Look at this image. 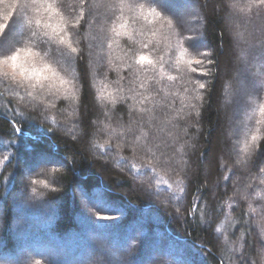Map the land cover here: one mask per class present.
<instances>
[{
  "label": "trees",
  "instance_id": "16d2710c",
  "mask_svg": "<svg viewBox=\"0 0 264 264\" xmlns=\"http://www.w3.org/2000/svg\"><path fill=\"white\" fill-rule=\"evenodd\" d=\"M173 1L174 7H179L177 2L192 7V12L181 15L174 11L180 17L177 31L188 38L183 44L184 60L193 63L180 61L176 38L171 37L174 56L159 85L151 70L156 66L159 71L157 61L142 47L148 43L149 48H165L164 36L170 34L160 29L153 35L158 24L136 22L128 11L125 19H118V9L99 7L91 16L85 11L80 23L69 20L75 27L64 25L69 42L77 47V53H71L54 38L51 28L43 27L47 14L41 18L32 9L26 13L17 9L10 22L0 5V25H10L0 38V56L27 44L77 95L75 101L66 99L49 88L50 81H29L36 85L33 89L0 77V264H28L35 259L42 264H230V248L239 246L236 241L241 236L247 241L248 264H264L260 255L264 240L257 239L255 224L248 223L249 201L258 213L264 204V200H252L257 194L264 196V174L246 170L242 163L244 144L252 134L258 136L256 151L264 152V117L260 115L264 86L250 96L241 91L246 67L255 71L250 64L240 65L241 57L242 61L247 58L251 26L245 28L229 0ZM74 2L64 0L66 5ZM148 7L145 3V10ZM71 12V7L66 12L61 8L65 19ZM36 18H41L40 27ZM169 18L177 23L171 14ZM100 36L106 42L94 38ZM141 56L144 59L137 64ZM196 60L203 64H195ZM169 76L177 79L169 80ZM141 81L162 89L153 97L158 101L155 115L163 125L160 135L174 145L182 160L177 170L182 168L180 177L188 192L180 199L163 183L170 184L175 172L143 175L148 171L143 168L146 160L134 156L130 147H118L148 130L140 127L148 115L137 109L151 105L137 104L141 97L133 100L129 91L133 87L143 91ZM200 83L204 89H199ZM226 96L231 97L229 101ZM239 110H243L242 119L231 128L232 115ZM14 112L22 115L14 117ZM130 113H135L136 124L128 131ZM37 155L44 157L43 167L61 166L52 181L60 190H45L43 198L31 197L28 183L42 167L24 164L27 157ZM133 161L142 171L130 170ZM228 176L231 179L225 180ZM249 183L254 189L246 188ZM237 188L252 195L243 199L236 194ZM206 201L223 210L213 214L211 228L200 222L198 210L189 211ZM225 213L234 224L225 222ZM217 227H221L219 233Z\"/></svg>",
  "mask_w": 264,
  "mask_h": 264
},
{
  "label": "snow or ice",
  "instance_id": "6c2138e0",
  "mask_svg": "<svg viewBox=\"0 0 264 264\" xmlns=\"http://www.w3.org/2000/svg\"><path fill=\"white\" fill-rule=\"evenodd\" d=\"M58 3L60 4V8H58ZM145 3H147L148 10H145ZM145 3H137V0H103L102 3L94 2L92 4H88L87 0H75L73 4L66 5L64 0H0V5H3L5 9V19L10 22L14 20L17 16V9L23 10L25 13L27 10L32 9L38 13H40L41 18H44V14H47L45 23L43 27L51 28L52 34H54V38L58 39L61 45L66 46L71 53H77V47H74L71 42L68 40L67 32L65 31L64 25L68 24L70 28L75 27L74 24H70L69 20L74 19L78 24L82 19H84V13L87 11V14L91 16L93 14L94 9H98L99 7L110 8L112 10H119L118 19H125V12H131L132 18L134 21H144L147 25L158 24L160 27L155 29L153 35L156 32H159L160 29H163L165 33L170 35H165V48L162 50L159 47L149 48L148 43H144L142 47L144 49H148V55L155 58L157 61V65L159 71H157V67H152L153 77L155 80V84L159 85L161 83V79L165 74V68L170 64L175 50L172 48L171 37L176 38V46L180 49L179 59L181 62L186 64H191L193 61L184 60V49L183 44L187 37L183 36L182 31L178 32L177 28L180 27V17L174 11L176 7L173 6L172 0H145ZM155 5V7H152ZM68 7L72 8L71 13H66L69 19H65V15H62L61 8L65 9V12ZM229 7L232 9L233 13L238 16L245 26L246 29L251 26V30H249L248 35L249 39L247 40L248 44V52L247 58L244 63L246 65H251L252 68H255V71H252L250 68L245 69L244 81L246 82L245 86L241 89L244 96H250L252 90H259L261 86H264V0H230ZM80 9V11H77ZM159 9V10H157ZM169 14L177 23L174 25L173 19L169 18ZM41 18L35 19V24L37 27L41 26ZM55 19L57 21L56 24H49L48 21ZM32 20L29 19V23ZM258 22V23H257ZM10 25H0V38L6 35V29ZM123 26V25H121ZM82 27V25H81ZM145 27L144 24H141V29ZM116 31L115 28L112 29ZM101 33L104 32L103 26L100 28ZM120 35L119 32L116 33ZM74 35L78 36L79 33H74ZM235 35L238 38L240 33L237 31ZM101 39L102 42H106V37H94ZM79 43V40L77 41ZM159 42H157L158 44ZM3 47V45H0ZM169 50V51H166ZM161 53L158 56L154 54ZM201 56H206V53H200ZM167 57V59H166ZM16 58V53L13 51L11 54L4 53L0 56V63L4 61H13ZM144 59V56L140 57V60H137L136 63L140 64V61ZM70 62V58H69ZM211 63V61H209ZM149 65H152V59H149ZM195 64L202 65V60H196ZM143 68V66H141ZM203 74V73H202ZM135 75V74H134ZM48 81H50L49 88H55L56 93L63 95L66 99L70 101H75L77 99L76 93L73 91L72 87L69 86L63 79H61L54 70H52L48 77H46ZM169 80L175 81L177 79L176 76H169ZM58 82V86H57ZM40 83V82H37ZM135 84V80L132 81ZM23 85H27L29 88H35V84H28V81L25 80L22 82ZM43 87V84H41ZM205 84L200 83L199 89H204ZM140 89L143 91H139L136 88H130L129 91L133 93L132 99L136 100V97H141L140 100L136 101L137 104L140 105H151V107H143L137 109L138 112L142 114L148 115V120L144 121L140 124L141 128L147 127V131L141 132L140 136H136L135 139L129 140L127 143L122 142L118 147H130L133 151L134 156L138 159L146 160V163H143V168L148 169V171H144L143 175H148L149 171L152 173V176H158L159 171H163L166 175L171 172H175L176 178L172 180L169 184L167 180H164L163 183L168 184L170 190L174 191V195L177 199L182 198L181 194L187 195L188 187L185 185L184 179L180 177V171L177 170L178 167L181 166L182 160L177 157L176 149L173 144L169 143L167 139H165L161 132H163V125L158 122L159 118L155 115V109L158 105V101H156L153 97L159 96L161 88L149 85L146 81L140 82ZM122 99H128L129 97H121ZM115 102V101H113ZM50 106H54V102L50 104ZM135 108L136 105L134 104ZM14 117L18 115H22V113L14 112ZM260 115L264 117V105L260 107ZM132 119H130L128 124V131L132 130V126L136 124L135 113H130ZM143 120V117H141ZM260 123V121H257ZM155 128L156 132H153L152 129ZM19 129H17L18 131ZM123 135V133H121ZM258 140V136L256 134H252L250 141H246L243 148L244 158L242 163L246 170L256 171L257 175L264 174V152L256 151V142ZM143 141V142H141ZM103 147V146H101ZM37 160H43L44 157L37 155ZM5 159H8L5 157ZM123 159V157H121ZM130 170L132 172L142 171L141 168L137 167L135 161L130 164ZM159 170V171H158ZM235 175V173H232ZM231 179V176L225 177V180ZM247 189H254V185L249 183L246 185ZM241 198L247 199L252 195L250 191H242L240 188H237V193ZM231 199V198H229ZM264 200V196L252 197V200ZM231 207V205H229ZM249 225L255 224V228L258 229L259 235L257 237L258 240H264V204H260L259 213L257 208L253 207L252 201H249ZM180 209L178 208V211ZM199 211L201 214V223L207 225L209 228L212 227L213 223V214L222 212V209H216L212 207L211 201H206L202 206H195L189 209L190 212ZM259 216V219L256 217ZM225 222L229 224H234L235 222L231 220L230 214L225 213ZM98 219H108V217H98ZM223 226V225H222ZM221 231V227L215 228V232L219 233ZM253 235L256 234L255 231L252 232ZM232 235H235L234 233ZM229 237L225 235V243H227ZM243 240L244 243H239V241ZM236 243L239 246H235V244L230 248L232 256L229 257L230 264H248V254L245 253L244 248L247 244L245 237L241 236L237 238ZM260 248L264 250V243L260 244ZM262 257H264V251L260 253ZM223 264V262H222ZM255 264V261H253Z\"/></svg>",
  "mask_w": 264,
  "mask_h": 264
},
{
  "label": "clouds",
  "instance_id": "9594fccd",
  "mask_svg": "<svg viewBox=\"0 0 264 264\" xmlns=\"http://www.w3.org/2000/svg\"><path fill=\"white\" fill-rule=\"evenodd\" d=\"M16 58L13 61H4L0 63V77L10 79L15 82L25 80L42 83L48 81L53 70L49 65L43 62L40 54L34 51L32 47L24 44L15 51ZM59 165H50L37 170V174L28 178L29 194L31 197L43 198L45 190L58 191V187L52 182L55 174L60 170ZM28 264H42L41 259L29 261Z\"/></svg>",
  "mask_w": 264,
  "mask_h": 264
},
{
  "label": "rangeland",
  "instance_id": "374dc122",
  "mask_svg": "<svg viewBox=\"0 0 264 264\" xmlns=\"http://www.w3.org/2000/svg\"><path fill=\"white\" fill-rule=\"evenodd\" d=\"M173 2H177V0L173 1ZM230 2V0H229ZM179 5V7L175 8L174 10L179 13L180 15L183 13V12H192V7L188 4V3H183V2H177ZM179 8V9H178ZM184 15V14H183ZM240 65L244 66V61H242V57H241V62H240ZM229 98H231L230 96H226V100L229 101ZM242 109V108H241ZM240 111H243V110H239L237 114H233L232 115V118H231V121H230V124H231V128L233 127L232 125H234V127L238 126V122H237V119L240 118L242 119L241 117V113ZM234 123V124H233ZM36 160V161H35ZM37 163V164H35ZM26 165H29V164H32V165H37L38 167L37 168H40V167H43L46 165L45 163V160H37V158L33 159L32 157H27V161H25ZM33 167V166H32ZM35 169V170H36ZM81 194V193H80ZM6 259H9V257H5ZM67 262V261H66Z\"/></svg>",
  "mask_w": 264,
  "mask_h": 264
}]
</instances>
